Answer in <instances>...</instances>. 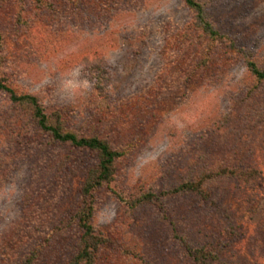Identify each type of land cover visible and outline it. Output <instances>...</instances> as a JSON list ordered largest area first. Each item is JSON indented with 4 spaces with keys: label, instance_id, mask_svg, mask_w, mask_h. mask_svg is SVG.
<instances>
[{
    "label": "rangeland",
    "instance_id": "374dc122",
    "mask_svg": "<svg viewBox=\"0 0 264 264\" xmlns=\"http://www.w3.org/2000/svg\"><path fill=\"white\" fill-rule=\"evenodd\" d=\"M198 1L229 38L197 30L184 0H0V78L125 152L94 192L93 264H195L187 247L264 264V81L246 63L264 70V0ZM96 156L36 132L0 92V264L73 262ZM224 168L259 174L213 177ZM201 180L208 201L174 194Z\"/></svg>",
    "mask_w": 264,
    "mask_h": 264
},
{
    "label": "trees",
    "instance_id": "16d2710c",
    "mask_svg": "<svg viewBox=\"0 0 264 264\" xmlns=\"http://www.w3.org/2000/svg\"><path fill=\"white\" fill-rule=\"evenodd\" d=\"M184 1L194 14V24L197 30L213 40L217 38H229L228 36L223 38L211 21H209L203 4L198 0ZM1 41L2 36L0 34V43ZM232 44H234L233 41ZM246 63L252 75L255 76L258 81H264V70L261 69L258 63L251 58H248ZM0 92L8 94L11 102L15 106L27 112V115L30 117V123L36 132H39L43 136H48L55 143L68 145L97 155V167L90 171L82 187L83 206L76 215L77 225L82 232L80 248L78 256L71 263L93 264L98 249L106 243V239L96 230L92 222L95 211L94 192L103 185L111 183L114 180L116 162L125 155V152L114 149L105 139H101L97 136H81L74 131L67 130L61 114L54 113L48 115L37 96L31 94H18L1 78ZM258 174L259 172L257 170H250L246 173L224 168L213 174V177L234 175L248 182L250 179L257 178ZM203 184V180L198 183H185L176 188L174 194L195 193L208 201L209 194L204 190ZM154 198L155 196L151 194L144 195L137 201H127V204L130 208L135 209L137 204L151 202ZM122 200L124 199L122 198ZM187 252L189 258H191L195 264H204L205 262L217 259L213 252H206L204 249H192L187 247Z\"/></svg>",
    "mask_w": 264,
    "mask_h": 264
}]
</instances>
